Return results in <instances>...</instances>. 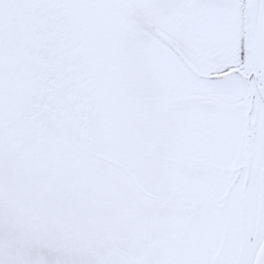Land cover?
Wrapping results in <instances>:
<instances>
[{
  "label": "snow or ice",
  "instance_id": "obj_1",
  "mask_svg": "<svg viewBox=\"0 0 264 264\" xmlns=\"http://www.w3.org/2000/svg\"><path fill=\"white\" fill-rule=\"evenodd\" d=\"M0 264H264V0H0Z\"/></svg>",
  "mask_w": 264,
  "mask_h": 264
}]
</instances>
